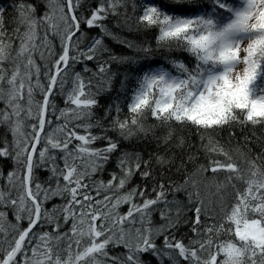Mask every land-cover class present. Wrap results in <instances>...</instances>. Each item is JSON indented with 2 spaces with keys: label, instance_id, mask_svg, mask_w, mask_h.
Returning <instances> with one entry per match:
<instances>
[{
  "label": "snow or ice",
  "instance_id": "1",
  "mask_svg": "<svg viewBox=\"0 0 264 264\" xmlns=\"http://www.w3.org/2000/svg\"><path fill=\"white\" fill-rule=\"evenodd\" d=\"M9 7L11 19L0 6V160L14 167L0 171V264H264V151L203 134L197 148L183 134L228 131L230 142L237 126L264 125V0ZM110 19L154 34L122 37ZM106 37L133 54H112ZM113 62L123 79L103 107L121 75ZM173 169L180 179H165ZM182 229L191 236L178 238Z\"/></svg>",
  "mask_w": 264,
  "mask_h": 264
},
{
  "label": "trees",
  "instance_id": "2",
  "mask_svg": "<svg viewBox=\"0 0 264 264\" xmlns=\"http://www.w3.org/2000/svg\"><path fill=\"white\" fill-rule=\"evenodd\" d=\"M19 0H0V6H4L7 9V18L11 19L12 14H13V9L11 7H9V5L18 3ZM128 13L129 15L132 14V9L131 7L128 8ZM134 22V19H133ZM115 20L110 19L108 21L109 24V28L117 33L118 35L122 36V37H127L128 39H135V40H143V39H151L154 33H148L147 35L144 34H137L136 32H129L126 29H118L116 28L115 25ZM13 25H9L8 26V30L9 32H11ZM99 32V29H95V30H91L88 31V36L89 37H93L96 36ZM57 43V48L56 51H59V47H58V41ZM105 45L106 47L111 51L112 54L116 55V56H121V55H132L133 53L124 49L119 43H117L116 41L109 39V38H105ZM108 55L105 54L102 56L103 60H108ZM191 59V58H189ZM89 66L93 68V70H95V61L90 62ZM191 66V65H190ZM42 71H43V67H42ZM111 73H120L121 75L117 76V78L114 80L113 82V89L111 91V93L105 92L101 95V105L103 107H107L108 104L112 103L116 97L117 94V90L120 89V85H121V80L123 79L122 73H123V66L113 62L111 64ZM42 82H45L43 77L41 78ZM37 100L40 99V95L39 92L36 93V97ZM57 103L58 106L60 108H63L64 102L63 99L60 97H57ZM4 105L2 103H0V108H2ZM121 106L124 109L123 115H127V108L124 105V98L121 97ZM98 115H102V112H99ZM54 119V118H53ZM145 123L148 125L151 124H155L156 121L153 120L151 118V116H147ZM6 131V129L3 126H0V135L4 134ZM235 132L236 135L235 137H233L231 139V141L229 142V132L228 131H223L220 132L219 130H217L216 132H211V133H200L197 132L194 128H188V129H184L183 130V134L186 136V139L188 140L189 144L195 143L197 148H199L200 146V135L203 134L205 137L211 135L214 136L216 139L220 140V142L222 144L225 145L226 148H231V149H236L237 146L243 148L245 151H247V149H252L251 155L255 156L256 154L260 153L261 151H264V125L261 126H256L253 127L251 125H248L246 127H244L243 129H241L239 126H237L235 128ZM248 138L251 142L248 145H244L243 141L245 138ZM9 139H11V136L9 135L8 137ZM206 142V141H205ZM99 146V145H97ZM142 147H144V145H142ZM152 147H155V143L153 142ZM149 151L152 150V148L148 149ZM197 155L200 156V160L199 163L201 164H205L207 162V157L202 153V152H198L196 153ZM222 159V157H221ZM14 167L13 161L12 160H0V171H3L5 174L8 171H11ZM109 171H111V168H109ZM161 172L163 173V170H161ZM175 172V169H173L171 172H168L165 174V179H167L168 177H171V179L173 180H178L180 179V177L173 175V173ZM39 175V179L40 181H44L47 179V173H38ZM207 177L209 180L213 179L212 174L209 172L207 174ZM99 178V177H97ZM104 178L107 179V173H105ZM215 179L222 181L224 180V174L221 173L219 174L217 177H215ZM136 182H139L138 179ZM3 181H0V184H2ZM229 191L231 192V189H229ZM54 203H60L61 201L56 200L53 201ZM48 207H51V205H48ZM122 210L126 211V207ZM8 219L9 220H13L12 214L9 212L8 215ZM14 222V221H13ZM191 233L188 232L187 229H182L180 234L178 235V238L180 237H190ZM222 239H227V237H222ZM145 259H149L148 257H145Z\"/></svg>",
  "mask_w": 264,
  "mask_h": 264
}]
</instances>
